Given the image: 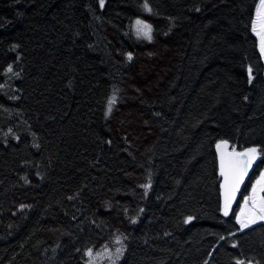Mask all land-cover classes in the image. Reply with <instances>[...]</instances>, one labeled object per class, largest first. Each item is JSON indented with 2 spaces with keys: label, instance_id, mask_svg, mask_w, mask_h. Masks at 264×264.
I'll return each instance as SVG.
<instances>
[{
  "label": "trees",
  "instance_id": "16d2710c",
  "mask_svg": "<svg viewBox=\"0 0 264 264\" xmlns=\"http://www.w3.org/2000/svg\"><path fill=\"white\" fill-rule=\"evenodd\" d=\"M258 1L0 0V264H264ZM222 141L260 150L230 216Z\"/></svg>",
  "mask_w": 264,
  "mask_h": 264
},
{
  "label": "snow or ice",
  "instance_id": "6c2138e0",
  "mask_svg": "<svg viewBox=\"0 0 264 264\" xmlns=\"http://www.w3.org/2000/svg\"><path fill=\"white\" fill-rule=\"evenodd\" d=\"M104 0H100V6L103 7ZM145 8L148 11L151 9L145 3ZM137 34H143L151 39V27L147 24H143L142 21H137ZM253 30L257 32L260 37L261 51L264 52V0H261L260 8L257 10V24L254 25ZM128 59H131V54L128 55ZM12 71L11 67L8 69ZM249 74H251V68H249ZM115 102V97L109 101L108 110L111 111V106ZM227 141H222L217 144V149L220 151V175L224 177L223 184V197H224V215L229 214L231 205L235 200L236 192L239 189L240 184L243 181L244 176L247 174L248 169L252 166L253 162L260 155L258 148H248L242 152L227 151ZM264 174H261L260 179L253 186L252 194L244 199L243 205L240 207L239 213L236 216L237 223L240 225L241 230L256 224L258 221H264ZM192 218L189 217L190 221ZM119 242V240L117 241ZM121 250L117 249V253ZM87 255L92 256L91 250ZM237 264H244V262L237 261Z\"/></svg>",
  "mask_w": 264,
  "mask_h": 264
},
{
  "label": "rangeland",
  "instance_id": "374dc122",
  "mask_svg": "<svg viewBox=\"0 0 264 264\" xmlns=\"http://www.w3.org/2000/svg\"><path fill=\"white\" fill-rule=\"evenodd\" d=\"M260 5H261V0H259L258 1V4H257V6H256V9H255V14H254V18H253V23H252V30H253V27H254V25H256L257 24V10L260 8ZM138 21V20H137ZM137 21H135L134 22V24H133V34H134V36L137 38V39H140V40H149V38L147 37V36H145V35H143V34H137ZM139 21H141V20H139ZM143 22V21H142ZM143 24H146V23H144L143 22ZM148 25V24H147ZM253 33H254V35L257 37V40H258V48H259V51H260V53H261V55H262V58H263V60H264V52H262L261 51V46H260V37L257 35V32L256 31H254L253 30ZM150 35L152 36V29H151V33H150ZM257 160V159H256ZM255 160V161H256ZM254 161V162H255ZM261 174H264V169H263V171L261 172ZM261 174L254 180V182L252 183V186H251V189H250V193H249V195L248 196H250L251 194H252V189H253V186L254 185H256V182L260 179V177H261ZM259 195H264V193H259ZM248 196H246V197H248ZM246 197H244V199L246 198ZM244 199H243V201H242V203H241V206L243 205V202H244ZM234 205H235V200L233 201V203H232V205H231V208H230V211H229V214L227 215V216H230L231 215V213H232V211H233V207H234ZM240 206V207H241ZM223 207H224V204H223V206H222V213H223V215H224V211H223ZM240 210V209H239ZM239 210H238V212H237V214L239 213ZM225 216V215H224ZM261 222H263V221H258L256 224H258V223H261ZM256 224H254V225H256ZM239 225V224H238ZM253 225H251L250 227H252ZM239 227H240V225H239ZM249 228V227H248ZM247 229V228H246ZM243 230H245V229H243ZM110 258V255L108 254V253H106V252H100V253H95L94 255H92L91 257H90V261H89V264H103L106 260H108ZM112 262H113V260H112Z\"/></svg>",
  "mask_w": 264,
  "mask_h": 264
},
{
  "label": "water",
  "instance_id": "95a60500",
  "mask_svg": "<svg viewBox=\"0 0 264 264\" xmlns=\"http://www.w3.org/2000/svg\"><path fill=\"white\" fill-rule=\"evenodd\" d=\"M235 150V149H234ZM227 151L228 152H232L233 150H231L228 146H227ZM236 151V150H235ZM238 152V151H236ZM216 154H217V160H218V169H219V174H220V151L216 148ZM249 175H250V168L247 171V174L244 176L242 183L239 186L238 191L236 192V196H235V200L238 198V196L240 195L241 191L245 188V186L248 183L249 180ZM221 194H222V201L224 204V197H223V184H224V177L221 176Z\"/></svg>",
  "mask_w": 264,
  "mask_h": 264
}]
</instances>
